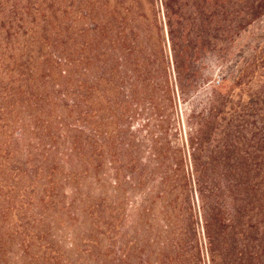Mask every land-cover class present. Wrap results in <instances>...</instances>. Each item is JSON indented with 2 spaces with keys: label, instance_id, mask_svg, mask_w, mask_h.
Here are the masks:
<instances>
[{
  "label": "rangeland",
  "instance_id": "obj_1",
  "mask_svg": "<svg viewBox=\"0 0 264 264\" xmlns=\"http://www.w3.org/2000/svg\"><path fill=\"white\" fill-rule=\"evenodd\" d=\"M180 1L175 73L163 0H0V264H209L211 205L264 249V10Z\"/></svg>",
  "mask_w": 264,
  "mask_h": 264
},
{
  "label": "trees",
  "instance_id": "obj_2",
  "mask_svg": "<svg viewBox=\"0 0 264 264\" xmlns=\"http://www.w3.org/2000/svg\"><path fill=\"white\" fill-rule=\"evenodd\" d=\"M163 5L165 8L164 16L167 31L166 33L170 44L172 70L176 73L178 72V64L180 66V63L183 59V52L182 49L178 50L175 48L178 47V44L175 41V30L173 27L175 25V27H180V29H183L184 25L182 18L184 13L182 12V9L184 7V2L180 0H163ZM247 8L248 11H245L246 14H250L252 10H255V12L258 13L264 10V0H258L254 6L250 5ZM203 10H206V13L204 12L203 17L204 19H207L208 23L210 22L211 18L216 16V14L219 13L224 16L227 13L222 0H196L197 17L203 13ZM173 11L178 18L176 24L175 21L172 20ZM199 22V25H203L201 20ZM223 30L227 32L229 30V26H224ZM195 124L196 125L193 128V137L195 138V141L194 144L191 145V152L189 153V155H191V166H196V159L194 155L197 154L201 147L203 133L202 127L205 125V123ZM204 210L205 213L202 216V231L204 237L206 238V254L210 261L209 264H262L264 260L261 257H264V249L260 247V241L255 243L256 245L254 243L252 245L249 244L252 239L246 236L248 228L244 227L242 230L244 231V235L242 236L243 238L238 241V243H232L233 241L231 240L225 241L222 239V218L221 214H219L218 206H207V211L205 208ZM235 212L236 209L233 208V211H231V218L235 215ZM232 227L233 224L229 223V229H232Z\"/></svg>",
  "mask_w": 264,
  "mask_h": 264
}]
</instances>
